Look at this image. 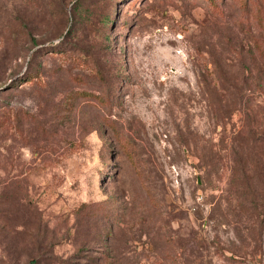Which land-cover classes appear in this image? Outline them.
Listing matches in <instances>:
<instances>
[{
	"label": "rangeland",
	"instance_id": "374dc122",
	"mask_svg": "<svg viewBox=\"0 0 264 264\" xmlns=\"http://www.w3.org/2000/svg\"><path fill=\"white\" fill-rule=\"evenodd\" d=\"M215 2L0 0V264H264V0Z\"/></svg>",
	"mask_w": 264,
	"mask_h": 264
},
{
	"label": "trees",
	"instance_id": "16d2710c",
	"mask_svg": "<svg viewBox=\"0 0 264 264\" xmlns=\"http://www.w3.org/2000/svg\"><path fill=\"white\" fill-rule=\"evenodd\" d=\"M212 3L214 5H216L215 0H212ZM22 77L28 78V76H15L13 78H11L8 82L11 83V85H13V82L16 79H22ZM8 86L2 87L0 88V90L3 89V91L5 89H7ZM0 203L4 204V197H0ZM22 203H18V206H20ZM15 215H18V211H14L13 212ZM8 215L9 212L6 211L4 208H0V253L4 252L5 254L9 255V256H15L18 249H17V241L15 239V234L14 233H18V231L11 227L8 223ZM29 244H33V243H29ZM38 247V246H37ZM36 247V245H33L30 247L29 252H35L38 248ZM34 258H31L30 261H34ZM63 262V260H62ZM63 264H65L63 262Z\"/></svg>",
	"mask_w": 264,
	"mask_h": 264
}]
</instances>
